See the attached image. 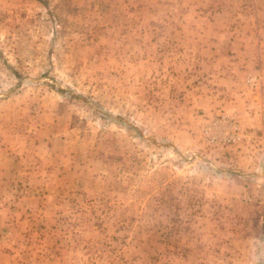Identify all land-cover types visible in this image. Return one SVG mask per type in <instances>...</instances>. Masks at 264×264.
Instances as JSON below:
<instances>
[{"label":"rangeland","instance_id":"374dc122","mask_svg":"<svg viewBox=\"0 0 264 264\" xmlns=\"http://www.w3.org/2000/svg\"><path fill=\"white\" fill-rule=\"evenodd\" d=\"M254 3L0 0V264H264V142L202 95Z\"/></svg>","mask_w":264,"mask_h":264},{"label":"crops","instance_id":"0c3cea01","mask_svg":"<svg viewBox=\"0 0 264 264\" xmlns=\"http://www.w3.org/2000/svg\"><path fill=\"white\" fill-rule=\"evenodd\" d=\"M253 1L254 0H252V5L255 6V3L253 4ZM249 33L250 36L244 40H229L228 35L222 39V35L220 34L221 38L219 40H213L208 43L209 47H219L220 52L223 53L222 55H218V58H214L213 56L212 63L215 64L216 62H219V68H222L223 66L224 68L222 71L223 73L219 70L218 72L220 73L218 74H210L211 79H209V81L212 85H209V87L204 90V93H202V95H204L205 98L204 111H215L217 109H223L225 112L232 114L235 118L237 117L246 128L253 129L251 133L247 132L246 130V133L248 134H246L245 137L250 138L251 136H253L255 140L260 143L264 142V94H261L260 101H253V98L256 97L252 95L255 88H249L247 85L248 80L253 77V72L251 71L252 69L248 70V74L243 75L245 72L241 70V68L247 69V67L250 68L251 65L255 64V58L259 54L257 55L256 53V56H252L245 53V55H243V52L245 49L252 48L254 45H256V43H259V46L261 47L264 46V27H262V25L255 26L254 33L256 36L254 38H251L253 36L251 30H249ZM253 39L254 41H251ZM183 46L185 45H182V47ZM188 47H190V45H188ZM235 47L239 49L243 48L239 55L237 53H235V55L229 53V51H231V49H235ZM256 62L258 65L264 64V54H261L260 59L258 61L256 60ZM240 88L241 93H238V89ZM246 90L248 91L246 92ZM243 94L246 95L240 98V96H242ZM232 96H235V98L233 99ZM229 99L233 100H230L229 102ZM255 130L263 131L261 133L260 131L256 132ZM203 145H206L204 141L202 142V146ZM222 148L223 147L207 149H210L209 154L213 153V156H218ZM0 187H3V180L0 181Z\"/></svg>","mask_w":264,"mask_h":264},{"label":"built area","instance_id":"2783aa9c","mask_svg":"<svg viewBox=\"0 0 264 264\" xmlns=\"http://www.w3.org/2000/svg\"><path fill=\"white\" fill-rule=\"evenodd\" d=\"M235 127L236 124L232 117L223 113L204 123L202 130L208 142L218 144L234 140L232 130Z\"/></svg>","mask_w":264,"mask_h":264}]
</instances>
